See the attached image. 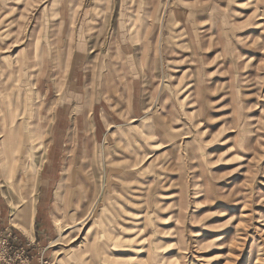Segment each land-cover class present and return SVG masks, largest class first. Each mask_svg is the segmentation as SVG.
<instances>
[{
  "label": "rangeland",
  "instance_id": "1",
  "mask_svg": "<svg viewBox=\"0 0 264 264\" xmlns=\"http://www.w3.org/2000/svg\"><path fill=\"white\" fill-rule=\"evenodd\" d=\"M43 56L49 104L57 77L71 89L104 76L121 98L94 162L81 138L71 161L95 169L97 192L73 213L81 223L63 232L37 200L46 224L35 226L29 255L44 251L53 264H264V0H0V69L14 72L19 58L39 71ZM35 134L19 168L27 175L7 193L27 222L36 175L52 157L60 168L59 146Z\"/></svg>",
  "mask_w": 264,
  "mask_h": 264
},
{
  "label": "crops",
  "instance_id": "2",
  "mask_svg": "<svg viewBox=\"0 0 264 264\" xmlns=\"http://www.w3.org/2000/svg\"><path fill=\"white\" fill-rule=\"evenodd\" d=\"M44 57L41 58L39 71L37 69L33 71V65L29 61L19 58L12 59L13 61L11 60L9 64L15 66L14 72L11 68L7 71L0 69V229L10 226L19 233L22 239L30 241L35 238V226L40 224L44 227L46 224L41 220L38 223V212L41 206L40 208L36 206L37 200L44 204L41 209H46L48 215L54 217L55 222H52L55 225L66 228L75 226L80 220L74 219L73 213H79L86 207L90 201V195H95L97 192V182L94 179L95 169H81L72 166L71 161L75 160L73 156L78 149V140L81 138L89 142L86 149H81V154H89L90 161L94 162L101 147L100 143L104 142L109 128L112 127V116L118 113L115 106L116 103L119 104L118 99L121 98L120 93H114V91L119 92L117 85L108 87L104 84L106 83L104 76H96L95 85H93L92 76L89 75L90 84L88 86L74 85L71 89L63 88V82L57 77L52 91L54 99L49 104L50 90L46 82L48 79L43 80L44 76L48 77ZM42 71L44 73L40 81L44 84L40 83L38 88V76ZM66 76V78H72L71 75ZM25 78H28L30 83H27ZM22 79L23 82L19 84ZM31 86L34 89L32 91ZM48 105H50L49 108ZM32 114H37L38 118L37 116L32 118ZM49 114H52V118L48 123ZM16 115L19 117L15 119L17 123L11 130L9 123L12 124ZM22 115L23 117L26 115L25 119L20 117ZM62 115L65 117L62 118ZM60 118L65 120L62 128L58 127L61 125ZM33 131L35 135L38 133L44 136L48 149L54 150L59 146V150H56L53 155L56 157V164H60V168L58 170L51 168L55 163L52 157L53 160L50 159L52 162L47 163L45 170L36 175L37 180L39 178V193L37 192V198H35L36 193L33 192L35 194L33 213L30 221L27 222L20 218L23 206L14 214L7 193L11 186L14 187L19 183L18 177L21 174L27 175L24 171L21 173L19 168L26 161L27 154L29 160L30 151L28 150L27 154L25 152L29 149V139ZM48 131H50L49 137ZM104 152V150L101 151V156ZM33 191H36L35 187ZM27 224L28 235L21 227ZM64 229L63 232L68 230ZM71 231H68L67 235Z\"/></svg>",
  "mask_w": 264,
  "mask_h": 264
},
{
  "label": "built area",
  "instance_id": "3",
  "mask_svg": "<svg viewBox=\"0 0 264 264\" xmlns=\"http://www.w3.org/2000/svg\"><path fill=\"white\" fill-rule=\"evenodd\" d=\"M21 239L19 233L10 226L0 229V264H32L33 259L36 262L34 264H53L47 260L44 251H37L33 256L29 255L25 246L32 241Z\"/></svg>",
  "mask_w": 264,
  "mask_h": 264
},
{
  "label": "bare ground",
  "instance_id": "4",
  "mask_svg": "<svg viewBox=\"0 0 264 264\" xmlns=\"http://www.w3.org/2000/svg\"><path fill=\"white\" fill-rule=\"evenodd\" d=\"M31 212L33 213V206H32V208H31ZM31 216H32V214H31ZM81 221H82V220L77 221V222H76V225L80 224ZM69 227H73V226H69ZM69 227H66L64 230L68 229ZM22 229H23V231H26V232L28 233V231H27V230H28V227H23Z\"/></svg>",
  "mask_w": 264,
  "mask_h": 264
}]
</instances>
